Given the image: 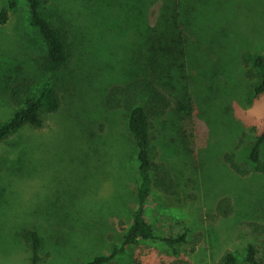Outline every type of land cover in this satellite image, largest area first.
<instances>
[{
    "label": "rangeland",
    "instance_id": "1",
    "mask_svg": "<svg viewBox=\"0 0 264 264\" xmlns=\"http://www.w3.org/2000/svg\"><path fill=\"white\" fill-rule=\"evenodd\" d=\"M96 1L47 2L76 44L73 64L57 76L41 68L46 47L24 0L0 23V124L15 113L10 94L19 81L49 82L59 96L57 102L50 95L40 127L0 141V264H33L21 235L30 227L45 243L40 264H80L119 243L131 222L139 177L127 122L135 99L113 89L135 79L143 45L129 31L131 10L106 20L92 11L100 10ZM212 1L205 12L216 23L181 25L172 51L184 83L177 91L162 87L171 104L152 129L155 159L168 163L176 189L156 191L149 213L189 222L184 248L193 264H218L226 249L242 259L250 241L264 242L247 225L264 223V173H242L232 164L250 169L248 148L264 131V93L254 95L249 75L264 55V0ZM7 2L0 0V9ZM164 2L148 0L149 28L161 24ZM224 195L235 211L211 227L206 215Z\"/></svg>",
    "mask_w": 264,
    "mask_h": 264
},
{
    "label": "trees",
    "instance_id": "2",
    "mask_svg": "<svg viewBox=\"0 0 264 264\" xmlns=\"http://www.w3.org/2000/svg\"><path fill=\"white\" fill-rule=\"evenodd\" d=\"M24 1L28 5L29 23L38 29L46 47L41 63L42 70L55 76L65 72L76 58L73 30L67 23L56 20L57 13L54 14L48 8L49 0ZM119 1L113 6L108 0H97L100 10L93 8L92 11L104 13L103 16L108 20L111 12L120 17L131 10V16L126 20L131 21L129 28L132 29L129 31H135L140 39L138 42L141 47L143 45L134 60V66H137L133 76L135 79L113 89V92L123 94L129 101L135 99L134 103L131 102L127 128L135 148V171L139 177L136 205L121 241L112 245L107 252L96 254L80 264H193L184 248L190 241L192 229L189 222L184 217L167 211L158 212L154 217L149 213L156 191L168 195L176 189L168 163L155 159L156 147L152 129L154 117L164 114L171 104L162 87L177 91L184 83L181 73L176 71L177 55L172 51L173 43L177 44L183 37L181 25L196 27V21L202 20L201 24L205 28L209 18L216 23L215 17L210 12H205L208 4L213 1L163 0L165 17L156 28H149L145 24L148 0ZM18 2L19 0H8L0 9L1 24L7 23L10 12L18 6ZM103 23L107 24L100 22L98 26ZM125 27L121 28L122 32L126 31ZM176 50L179 51V48ZM249 75L256 79L253 84L254 95L264 93V55L259 54L256 57ZM48 83L41 85L36 80H23L12 85L10 95L16 110L8 120L0 124V141L17 134L28 125L40 127L43 124L44 108L50 95L56 94L55 101L57 99L59 102L57 92ZM137 95L145 103L136 99ZM247 160L250 167L248 170L242 169L240 163L232 164L242 173H264V131L248 148ZM234 211L233 199L224 195L217 201L215 209L206 215L205 220L212 227L221 219L230 217ZM247 225L252 233L264 234L263 222L253 221ZM21 235L32 252L33 264H40L45 246L43 236L35 227L27 228ZM262 244L264 242L250 241L242 259L232 249H226L218 264H264ZM125 258L129 259V263L123 262Z\"/></svg>",
    "mask_w": 264,
    "mask_h": 264
}]
</instances>
